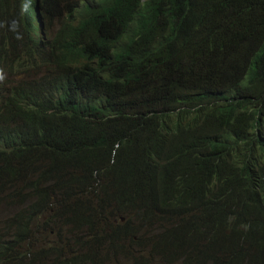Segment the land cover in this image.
Instances as JSON below:
<instances>
[{"label": "trees", "instance_id": "16d2710c", "mask_svg": "<svg viewBox=\"0 0 264 264\" xmlns=\"http://www.w3.org/2000/svg\"><path fill=\"white\" fill-rule=\"evenodd\" d=\"M0 201V264H264V0H0Z\"/></svg>", "mask_w": 264, "mask_h": 264}, {"label": "rangeland", "instance_id": "374dc122", "mask_svg": "<svg viewBox=\"0 0 264 264\" xmlns=\"http://www.w3.org/2000/svg\"><path fill=\"white\" fill-rule=\"evenodd\" d=\"M55 27L56 26L53 25L52 30H54ZM22 207H23V205L22 204L20 205L19 203H14V204H3L2 203L1 204V201H0V233L2 232V228L4 226L5 221L9 217H11L12 214L14 215L17 211L21 210ZM145 226L146 225L140 221H137V222L134 221V228L135 229H139L141 231L145 228ZM58 240H60L61 245H65L66 240H67V235H62V237L59 238ZM139 244H137L138 246L133 245L131 247L130 251L127 252L125 257L118 255V254L117 255H111L106 264H132L133 263L132 261H134V259H141V257H143L145 264H173L172 262H166L170 258L161 259V260L156 261V262H149V258L144 256L140 252ZM64 251L66 253H68L66 256H68L69 258L72 257V255H73L72 246L71 247L64 246ZM174 264H179V263H174Z\"/></svg>", "mask_w": 264, "mask_h": 264}]
</instances>
